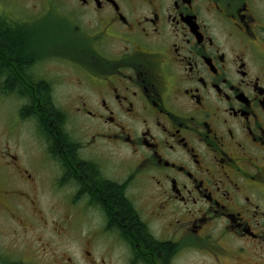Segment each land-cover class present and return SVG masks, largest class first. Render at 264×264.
<instances>
[{
	"label": "flooded vegetation",
	"instance_id": "flooded-vegetation-1",
	"mask_svg": "<svg viewBox=\"0 0 264 264\" xmlns=\"http://www.w3.org/2000/svg\"><path fill=\"white\" fill-rule=\"evenodd\" d=\"M44 235L264 264V0H0V264Z\"/></svg>",
	"mask_w": 264,
	"mask_h": 264
},
{
	"label": "rangeland",
	"instance_id": "rangeland-1",
	"mask_svg": "<svg viewBox=\"0 0 264 264\" xmlns=\"http://www.w3.org/2000/svg\"><path fill=\"white\" fill-rule=\"evenodd\" d=\"M24 144L31 145V142L28 140ZM57 237H62V234L57 235ZM61 239L62 238L51 239L48 235H44V241L48 243L47 256L59 258L62 264H71L66 261L69 258H72L77 264H79L81 254L79 253L76 243L71 245L68 241Z\"/></svg>",
	"mask_w": 264,
	"mask_h": 264
},
{
	"label": "trees",
	"instance_id": "trees-1",
	"mask_svg": "<svg viewBox=\"0 0 264 264\" xmlns=\"http://www.w3.org/2000/svg\"><path fill=\"white\" fill-rule=\"evenodd\" d=\"M5 42H6L7 44H9L8 41H5ZM114 201L117 202L118 204H120V206H121L122 202H121L118 198H115ZM121 214H122V216L124 217V219H130V220H131V213H130V211L128 210V208L125 207L124 204L121 206Z\"/></svg>",
	"mask_w": 264,
	"mask_h": 264
}]
</instances>
